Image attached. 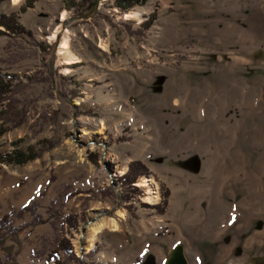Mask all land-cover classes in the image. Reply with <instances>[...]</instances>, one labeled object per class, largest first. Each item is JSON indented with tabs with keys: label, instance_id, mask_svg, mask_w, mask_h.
I'll return each mask as SVG.
<instances>
[{
	"label": "rangeland",
	"instance_id": "374dc122",
	"mask_svg": "<svg viewBox=\"0 0 264 264\" xmlns=\"http://www.w3.org/2000/svg\"><path fill=\"white\" fill-rule=\"evenodd\" d=\"M77 1L0 2L26 31L0 35L18 82L0 149L38 154L0 163L17 228L0 230V264H264V0ZM133 162L148 171L130 186ZM63 239L73 255L55 261Z\"/></svg>",
	"mask_w": 264,
	"mask_h": 264
},
{
	"label": "trees",
	"instance_id": "16d2710c",
	"mask_svg": "<svg viewBox=\"0 0 264 264\" xmlns=\"http://www.w3.org/2000/svg\"><path fill=\"white\" fill-rule=\"evenodd\" d=\"M3 0H0V2ZM35 0H26V5L24 6L23 11H26L27 7H32V5L34 4ZM72 2L75 0H71ZM92 0H79L77 1V4L83 8H88L91 4ZM77 4H73L74 6H76ZM118 5H120L121 7L128 9L131 4H124L122 3V1L120 0L118 2ZM1 27H4L5 30H2ZM5 32L8 33H24L26 32L24 30V28L22 26L19 25L18 21H17V16L16 14H10L9 16L3 15L0 16V35L5 34ZM17 76L15 74H4L2 72V70L0 69V105H4V109L1 110L0 113H2V115L5 114H10L12 113V111H10L12 109V100L11 98L8 96L13 90L15 85H17ZM6 100H9L8 104H4V102ZM7 121H9V116L6 119ZM20 123V122H19ZM6 124H4L3 122L0 123V136H2L7 130L8 128L5 126ZM38 156L37 152L35 151V149L33 147L28 148L27 150H21V149H15L14 151H12L11 153H4L2 152V150L0 149V163H15V164H23L26 163L30 160L35 159ZM148 168L142 164L141 162H133L130 165L129 170L125 173L124 178H123V184H127L130 185L132 183L135 182L136 178L147 172ZM131 186V185H130ZM168 197H169V192H165L164 196H163V203L162 205L158 206V209L160 210V213L164 212V208L165 206H167L168 203ZM27 211H32L34 212L35 215V219L38 218V215L35 214L34 208H32V206L30 205H25L20 209L19 215L24 214ZM11 215H13L12 213H9L8 215H6L2 220H0V230L4 229V228H8L10 231H16L17 228H13L12 223H11ZM39 219V218H38ZM37 219V220H38ZM68 223L70 225V227L72 229H77V222L75 220H73L72 217L68 218ZM23 227V226H22ZM21 227V228H22ZM19 228V229H21ZM3 238V234L0 231V240ZM62 253H65L67 256L73 255V246L71 245L70 241L68 239H63L59 242L58 245V250L55 251V255H52L51 257L57 261H61V257H62ZM79 259V258H78ZM57 263V262H56ZM60 262H58L59 264Z\"/></svg>",
	"mask_w": 264,
	"mask_h": 264
},
{
	"label": "bare ground",
	"instance_id": "6f19581e",
	"mask_svg": "<svg viewBox=\"0 0 264 264\" xmlns=\"http://www.w3.org/2000/svg\"><path fill=\"white\" fill-rule=\"evenodd\" d=\"M20 0H12L13 3H16ZM66 13L63 14V17L65 18ZM127 18H140V14H138L137 12H130L127 14ZM57 37V32L52 36V38H56ZM58 53L60 55L63 56L65 62L67 64H72L75 62L79 61V57L71 50V43H70V35H69V30L64 32V35L62 37V39L60 40V45H59V49H58ZM66 72H69V68H66L65 70ZM104 124V123H103ZM128 168V165L126 164L122 169L119 170V172L121 174L125 173L126 170ZM156 181L152 178L148 179L147 176H143L142 179L140 180V184L142 187L147 188V200L148 201H157L159 199V192L154 190L153 186ZM121 216H125V214L123 212H121ZM107 225V223L105 221L96 223L95 225H93L92 229H91V239H90V244H89V248H91L95 242V240L97 239V234L100 233V231L105 228ZM113 227H115V229L118 227L117 223L114 222Z\"/></svg>",
	"mask_w": 264,
	"mask_h": 264
},
{
	"label": "crops",
	"instance_id": "0c3cea01",
	"mask_svg": "<svg viewBox=\"0 0 264 264\" xmlns=\"http://www.w3.org/2000/svg\"><path fill=\"white\" fill-rule=\"evenodd\" d=\"M148 262H150V261L148 260ZM171 262H172V258L170 260H168L167 264H170Z\"/></svg>",
	"mask_w": 264,
	"mask_h": 264
},
{
	"label": "water",
	"instance_id": "95a60500",
	"mask_svg": "<svg viewBox=\"0 0 264 264\" xmlns=\"http://www.w3.org/2000/svg\"><path fill=\"white\" fill-rule=\"evenodd\" d=\"M181 261V260H180ZM172 263V262H171ZM177 263H180V264H184V261L182 262H178V261H176V263L175 264H177Z\"/></svg>",
	"mask_w": 264,
	"mask_h": 264
}]
</instances>
